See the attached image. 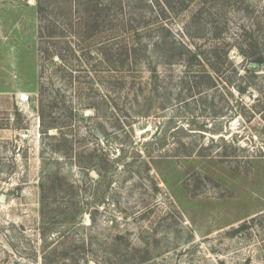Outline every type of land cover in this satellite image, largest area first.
Here are the masks:
<instances>
[{"label":"rangeland","instance_id":"obj_1","mask_svg":"<svg viewBox=\"0 0 264 264\" xmlns=\"http://www.w3.org/2000/svg\"><path fill=\"white\" fill-rule=\"evenodd\" d=\"M106 3L96 34L69 41L75 57L57 38L78 0H0V264H264V58L246 61L257 67L241 96L235 47L216 86L201 88L203 61L171 63L160 29L209 52L253 23L262 53L264 0L169 10L142 36L148 53L117 20L158 7ZM125 45L138 48L131 64L120 62ZM42 173L55 185L44 224Z\"/></svg>","mask_w":264,"mask_h":264},{"label":"trees","instance_id":"obj_2","mask_svg":"<svg viewBox=\"0 0 264 264\" xmlns=\"http://www.w3.org/2000/svg\"><path fill=\"white\" fill-rule=\"evenodd\" d=\"M87 1L88 2L85 4V6H83V3L85 1L83 0V3H82L81 0H78V6L82 5V10L80 11V15L77 19V22L75 24L71 23L70 27H66V28L63 27L65 30H62L61 32L62 34L59 35L57 38L58 40L59 39L62 40L64 45L67 48H69V51L71 53L73 52L72 54L75 57L77 56L74 55V51L71 47L72 43L69 41L75 39L76 37L78 38L93 37L96 33L91 32L93 30V28H91L92 23L93 22L98 23V20L101 14L109 15V12L111 11L110 9L112 5L110 3L103 4V1L105 0H87ZM191 1L192 0H177L174 6L172 5V3L175 2L174 0H144L145 7L151 8V11H152V8H155V6H157L160 12H156L154 16H152V13H151L150 17L147 18L143 16L141 12L139 13L137 12L138 13L137 14L136 10L133 7H132L133 9L128 7V11H125V12L123 11L119 14L120 16H118L117 21L121 25V28L123 31H131L137 37L138 42H139L138 45H140L141 47V48L140 47L138 48L141 50H145L148 53L149 44H146V42H143L144 38H142V36L143 35H146L147 37L151 36L152 30H154L155 27L150 26V25L155 23L154 19H156V17H162L163 19V17H166L168 15V13L170 12L169 10L173 12L174 11L176 12L184 11L188 8ZM122 9H123V6L121 7V10ZM106 11H108V13ZM132 13H136L137 16L133 18L130 17ZM198 14H200V12ZM47 26L57 27V25L53 23V21L49 22ZM249 27L250 28H245V26H243L238 33L231 35V38L234 42L232 43L217 42L214 44V46H212L211 51L200 52V51L195 50L196 47L194 46L191 47L189 44L185 43L184 41H178V42L174 41V35H173L171 28L167 26V24L164 22H162V24L160 25V29L167 32V35L165 37L171 40V43L167 44L168 45L167 50L164 49V51L168 53V57H169L168 59L169 61H171V63L181 61L183 63L189 64L190 60H196V61H199V64L202 65L201 60L203 61L202 68L200 69L201 75L199 76V78L201 77L204 80V84H202L203 82L199 81V83L201 84V88L209 89V88L216 86L215 76L219 77L218 75L220 73H225L227 70H229V67H231L230 63L233 64L234 62L229 58V49H231L232 47H235L236 50L243 57V60L239 64L234 63L233 66L231 67L232 72L236 76H238L236 90L238 91V94H240V96L246 93L248 91V87L250 86L247 81L243 83L242 80L248 77V75L250 74H255V71H256L254 69L249 68L247 66L248 62L246 61L250 60V62L261 63L264 58L262 56L264 55V52L260 53V51L258 50L259 48H257L256 42H253L251 39L254 36V30L258 29L259 25L255 26L253 23H251ZM142 28L147 29V30L145 32H140L142 31L141 30ZM223 30L222 28H218L217 30H215L214 28V32H215L214 37L216 39H220V37L223 35ZM43 33L44 32L41 29L40 35L43 36ZM91 33L92 35L90 36ZM51 35L52 34H48V36H51ZM142 46L144 47V49L142 48ZM138 48H133V46L125 45L123 49V53L125 54L126 57H125V60H121L120 62L131 64L132 61H130V54L133 52L135 53V51ZM57 49H58V52L56 53L58 57L62 59L61 64L63 65V70L71 75L76 69H72L68 66L67 64L68 61L65 60L66 56L63 53L65 48H62V47L60 48L59 46ZM40 51H41L40 53H42V56H44L45 54L47 55L50 52V50H47V48L43 46H41ZM107 52L108 51L105 50L102 53V55H104L103 62L106 63V66L109 64L110 65L113 64V63H109L111 61L109 60L106 61L107 59L105 60V58L107 57L105 56L107 55ZM114 65H117V64H114ZM241 71L243 73H241ZM45 178L46 177L44 173H42L40 175V182H39V192H40L39 203H40V217H41L43 224L45 223L47 216H48V213L46 211V208L48 206V201H49L48 193L49 192L55 193V185L52 182L54 180L50 181L49 177H47V179Z\"/></svg>","mask_w":264,"mask_h":264},{"label":"water","instance_id":"obj_3","mask_svg":"<svg viewBox=\"0 0 264 264\" xmlns=\"http://www.w3.org/2000/svg\"><path fill=\"white\" fill-rule=\"evenodd\" d=\"M248 67L251 68V69H255L257 66L251 64V65H249Z\"/></svg>","mask_w":264,"mask_h":264}]
</instances>
